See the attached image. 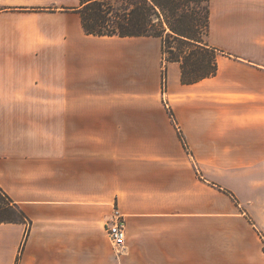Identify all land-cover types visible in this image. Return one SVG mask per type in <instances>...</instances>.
I'll return each instance as SVG.
<instances>
[{
    "label": "crops",
    "instance_id": "1",
    "mask_svg": "<svg viewBox=\"0 0 264 264\" xmlns=\"http://www.w3.org/2000/svg\"><path fill=\"white\" fill-rule=\"evenodd\" d=\"M81 4L0 0V187L31 222L0 224V264H264V0H210L217 74L166 64L163 121L149 45L114 41L162 39L88 36Z\"/></svg>",
    "mask_w": 264,
    "mask_h": 264
},
{
    "label": "trees",
    "instance_id": "2",
    "mask_svg": "<svg viewBox=\"0 0 264 264\" xmlns=\"http://www.w3.org/2000/svg\"><path fill=\"white\" fill-rule=\"evenodd\" d=\"M190 0H81L78 10L88 36L161 38L168 63H179L182 83L191 85L217 74L218 53L207 43L210 0L187 13ZM177 46V49L175 48ZM167 66L163 86L167 83ZM184 141L183 136H181ZM31 223L25 212L0 187V224Z\"/></svg>",
    "mask_w": 264,
    "mask_h": 264
},
{
    "label": "rangeland",
    "instance_id": "3",
    "mask_svg": "<svg viewBox=\"0 0 264 264\" xmlns=\"http://www.w3.org/2000/svg\"><path fill=\"white\" fill-rule=\"evenodd\" d=\"M192 1L193 2L191 4L185 7V11H187V13H195V11L198 10L200 5H202L203 3L202 0H200L201 1L200 5H199V0H192ZM114 41L117 43H133V44L137 42H145L146 44L149 45V69H148L149 72L146 75V72L144 71V77L149 78V87L147 89V91L149 92L148 93L149 98H145V99H150L149 104L153 105L155 108V113L153 114V117H156L158 121L164 120L165 110L167 111L168 115L169 114L171 115V119H172L173 118L172 116H174V114H173V103L170 101L169 98L170 97L169 83L167 80V83L163 86V81H162L164 66L167 64L165 60L168 58V55L167 56H165L164 54L162 55L160 48L157 49L158 53L156 52L155 41L157 40L150 38V39H140V40H127V41H121L115 39ZM175 48L177 49L176 45ZM140 104H145V103H140ZM121 105H122L121 100H119V106ZM176 130L180 132L179 135H183L181 132L182 130L179 129V127L176 126ZM185 140L186 139L184 137V141L182 140V142L184 146H187Z\"/></svg>",
    "mask_w": 264,
    "mask_h": 264
},
{
    "label": "built area",
    "instance_id": "4",
    "mask_svg": "<svg viewBox=\"0 0 264 264\" xmlns=\"http://www.w3.org/2000/svg\"><path fill=\"white\" fill-rule=\"evenodd\" d=\"M106 230L115 252L120 256L126 246L127 222L125 215L117 207L107 220Z\"/></svg>",
    "mask_w": 264,
    "mask_h": 264
}]
</instances>
